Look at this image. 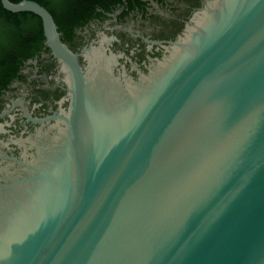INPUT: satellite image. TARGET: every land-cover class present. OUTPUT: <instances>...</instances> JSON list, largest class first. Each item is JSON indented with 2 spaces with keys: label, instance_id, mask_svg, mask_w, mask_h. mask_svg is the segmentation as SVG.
Returning a JSON list of instances; mask_svg holds the SVG:
<instances>
[{
  "label": "water",
  "instance_id": "1",
  "mask_svg": "<svg viewBox=\"0 0 264 264\" xmlns=\"http://www.w3.org/2000/svg\"><path fill=\"white\" fill-rule=\"evenodd\" d=\"M1 1L42 18L71 104L45 140L61 139L54 170L43 142L32 162L0 166V264H264V0H206L139 80L115 76L101 56L84 69L44 6ZM108 85L125 105L144 100L95 151L86 115ZM42 179L54 199L40 215ZM11 193L19 200L2 201Z\"/></svg>",
  "mask_w": 264,
  "mask_h": 264
},
{
  "label": "flooded vegetation",
  "instance_id": "2",
  "mask_svg": "<svg viewBox=\"0 0 264 264\" xmlns=\"http://www.w3.org/2000/svg\"><path fill=\"white\" fill-rule=\"evenodd\" d=\"M205 1L54 0L46 9L52 13L61 41L84 69L98 54L106 61L111 57L108 62L115 76L127 74L139 80L169 55L170 43L184 34ZM41 24L42 34L30 33L31 46L18 51L16 68L0 78L1 167L8 162H32L36 146L54 136L59 118L70 109L63 62L46 44L43 20ZM52 127L54 132L49 134Z\"/></svg>",
  "mask_w": 264,
  "mask_h": 264
},
{
  "label": "bare ground",
  "instance_id": "3",
  "mask_svg": "<svg viewBox=\"0 0 264 264\" xmlns=\"http://www.w3.org/2000/svg\"><path fill=\"white\" fill-rule=\"evenodd\" d=\"M101 52H102V50H101ZM105 58H107V57H105ZM110 58L111 57H109V60H111ZM99 59H100V56L98 54H96V56L94 57V61L96 62ZM113 62H114V60H113ZM110 64L113 65L112 63H110ZM99 65H100L101 69H105L109 66L107 63L103 62L102 60L99 61ZM173 65H174L173 62H170L169 67L171 66V68H172ZM161 70H163V72H165L166 69L165 70L161 69ZM100 73H102L104 75V79L106 80L107 77L105 74L107 73V71L104 70V72H100ZM155 80H157V79L155 78L153 81H155ZM148 87L149 86L145 87V90L143 91V94H141L140 98H142L145 95ZM151 88L152 87H150V89ZM119 92H120L119 88L116 89V88H114V85H108L105 88H99V89L94 90V94L91 97V100L89 102V109H88V112L86 115V123L91 128L93 145H94L95 151L102 150L103 148H105V146L109 142L113 141L114 136H116V137L119 136L121 134V132L126 129L129 122L131 120H133V117L137 113L138 107H140V105L142 104L141 102L144 100V98H143L142 101L140 100V101L131 102L132 99H136V98L133 95H130L128 97V99H129L128 102H129V105L131 104V107H128L129 105H125V104H123V102L117 100L119 97L118 96ZM145 96H147V95H145ZM46 132L44 131V133H46ZM48 133L50 134V132H48ZM40 135L41 134H39V136ZM47 136H48V134H47ZM37 137H35V138H37ZM46 140H51V139H46ZM30 141H32V140H30ZM35 141H37V140H35ZM42 142H43L44 148H43L41 158L42 159L47 158L50 161L49 164H44V167L45 168L50 167L51 169L54 170V152H52V150H54V144L56 145V148L60 147V145H61L60 136L56 137L55 143H54V138L52 141L46 142L44 139V141H42ZM32 143H30V144H32ZM50 146H52L53 148L49 152L47 150H45V147L50 148ZM29 148H31V147H29ZM64 151L65 150H63V149L59 150V153L57 155V158H58V165L57 166H58V168L62 169L63 173H65V172L67 173L69 171L68 159L65 157ZM25 152H23V154ZM46 153H48V154H46ZM37 188L40 190L41 199L37 203H36V200H34L33 202H35L38 207H40V208L42 207V211L40 209H37V213L42 214L43 211L45 212L50 207L51 201L54 199V182H52V180L42 179L40 181V185H38ZM15 195L16 194L11 193L10 196H7V198L3 199L2 201L9 203V202H13L15 199L19 200V198H15V199L12 198V196H15ZM45 198L49 202L44 204L43 199H45ZM34 206H35V204H33V208H34ZM27 208L28 209L30 208V206H28V204H27V207L25 209H27Z\"/></svg>",
  "mask_w": 264,
  "mask_h": 264
},
{
  "label": "trees",
  "instance_id": "4",
  "mask_svg": "<svg viewBox=\"0 0 264 264\" xmlns=\"http://www.w3.org/2000/svg\"><path fill=\"white\" fill-rule=\"evenodd\" d=\"M11 1L18 3L22 0ZM34 1L45 8L54 5V0ZM41 22L42 19L38 15L8 11L0 0V78L7 77L16 68L18 51L31 46L30 33L39 31L42 34Z\"/></svg>",
  "mask_w": 264,
  "mask_h": 264
}]
</instances>
